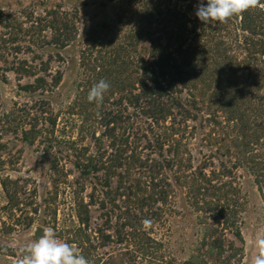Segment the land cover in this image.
<instances>
[{"label":"rangeland","instance_id":"rangeland-1","mask_svg":"<svg viewBox=\"0 0 264 264\" xmlns=\"http://www.w3.org/2000/svg\"><path fill=\"white\" fill-rule=\"evenodd\" d=\"M124 1L0 0V264H15L21 258L19 250L38 240L43 227H51L56 238L73 245L89 264H181L198 249L203 223L217 227L225 208L222 198L190 195L192 183L186 176L196 172L202 173V181L222 187L224 197L232 200L243 239L240 264H251L258 251L255 242L264 236V205L244 165L249 149L242 143L264 154V141L259 136L244 138L251 131L241 128L264 113V59L255 38L240 30L237 17L217 29L209 24L205 31L206 36L220 37L227 60L216 61L213 83L198 84L181 95L187 102L194 97L195 118L180 119L184 127L178 158L183 167L163 168L166 195L156 205L159 217H143L151 220L150 226L143 220L137 223L132 198L114 176L105 177L103 171L86 174L74 164L81 157L101 156L108 162L115 155V146L99 125L100 105L87 96L102 57L125 37L124 24L112 26L126 7ZM59 13L75 25L74 39L65 47L53 41L59 33L51 22ZM101 25L109 28L88 46L90 28ZM58 75L59 83L45 96L56 119L50 145L24 141L16 129L18 119L34 111L42 97L21 87L37 77L50 82ZM115 76L127 77L125 87H131L130 76H120L118 70ZM120 88H113L115 94L105 107L118 109ZM221 88L227 89V99L217 94ZM115 171L120 170L110 172ZM13 192L15 199L10 201L8 194ZM137 229L151 241L141 250L130 236ZM226 237L231 238L227 232Z\"/></svg>","mask_w":264,"mask_h":264},{"label":"trees","instance_id":"trees-1","mask_svg":"<svg viewBox=\"0 0 264 264\" xmlns=\"http://www.w3.org/2000/svg\"><path fill=\"white\" fill-rule=\"evenodd\" d=\"M199 2L125 0L126 7L112 23V26H126L125 37L119 40L115 49L105 53L107 58L102 57V64L97 66L98 72L94 77L96 83L104 79L113 85L99 104L98 118L99 125L105 130L102 134L115 146V155L108 162H103V158L98 156L97 159L87 160L81 157L74 164L86 174L103 171L105 177L110 174L114 176L119 188L132 198L138 224L143 217H159L160 208L156 205L162 203L166 195V185L162 180L163 168L183 167L178 158V139L184 127L180 119H194L191 113L196 111L194 97L189 96L191 102L182 100L183 91L189 89L192 92L198 84L212 82L217 70L216 61L227 60L220 37L204 35L209 24L217 29L225 23L201 22L195 14ZM261 2L264 3V0ZM204 3L206 5L207 0ZM235 17L239 19L240 30L255 38L254 45L258 46L259 55L264 59V12L258 6ZM51 24L53 30L59 33L53 38L56 46L65 47L66 43L74 39L75 25L61 13L55 15ZM108 28L106 25L90 28L87 34L88 46L96 43ZM129 49L132 51L128 52ZM117 70L120 76L127 74L131 77L129 89L124 83L127 77L116 78ZM59 81V75L50 82L44 77H37L32 83L21 87L24 92L39 93L42 97L34 103V111H25L18 119L16 129L19 128L18 132L24 141L39 140L50 145L56 119L45 96L51 93ZM115 86L121 87L116 91L119 92L115 99L118 109L107 108L105 105L115 94ZM219 90L217 94L225 99L229 97L227 89ZM13 116L14 113L10 112V124L14 122ZM262 118L249 125L243 124L241 129L244 132L251 131L249 135L244 134V138L259 136L264 141V113ZM124 127H128L126 130L130 133H125ZM116 131L120 134H116ZM248 145L242 143V146L249 149L244 165L252 174L264 205V154L254 153ZM112 168L120 171L111 173ZM201 174L196 172L186 176L192 183L189 193L206 200L222 198L225 202L222 223L217 227L203 223L198 249L181 264H240L243 239L238 221L235 220L233 202L224 197L227 192L222 187L202 181ZM106 180L103 179L108 183ZM8 199L13 201L15 193L8 194ZM202 202L203 205L207 204L206 201ZM137 232L130 236L138 241V249L141 250L151 241L138 229ZM226 232L231 238L226 237Z\"/></svg>","mask_w":264,"mask_h":264},{"label":"clouds","instance_id":"clouds-1","mask_svg":"<svg viewBox=\"0 0 264 264\" xmlns=\"http://www.w3.org/2000/svg\"><path fill=\"white\" fill-rule=\"evenodd\" d=\"M261 5V0H200L197 5L196 16L209 24L212 22L227 23L233 16L242 15L244 12L255 9ZM110 89V84L101 79L95 83L88 92L87 99L97 105L102 103L105 93ZM151 220L145 219L142 224L151 225ZM42 235L38 240L19 250L21 258L15 264H89V261L79 254L73 245L62 242L56 238L51 227H43ZM257 254L251 264H264V236H259L255 242Z\"/></svg>","mask_w":264,"mask_h":264}]
</instances>
